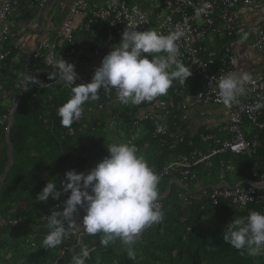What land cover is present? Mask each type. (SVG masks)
<instances>
[{"label":"trees","instance_id":"trees-1","mask_svg":"<svg viewBox=\"0 0 264 264\" xmlns=\"http://www.w3.org/2000/svg\"><path fill=\"white\" fill-rule=\"evenodd\" d=\"M90 27L98 40L99 36H108L106 21L94 22ZM237 37L236 32L224 34L221 39L216 38L214 45L228 44ZM69 45L68 41H62L60 51L64 52ZM8 61L0 62V119L11 111L13 99L18 98V101L9 133L13 160L0 183V264H53L63 248V242L54 248H45L43 244L48 228L42 213L53 201L61 203L51 197L46 202L36 199L49 180H55L57 189L60 190L61 181H65L68 170L85 173L86 168L97 158L108 155L107 146L119 143L120 139L124 143L130 141L136 131L140 135L130 142L155 171L160 170L167 158L175 153L186 154L195 149L206 148L200 135L209 131L215 133L211 128L190 131L186 126L187 121L181 120L180 112L175 108L165 117L158 114L151 120L138 121L136 127V115L149 102L138 106H124L116 101L113 92L104 93L103 89L99 90L100 99L90 103L96 105L113 98L109 107L97 110L91 116L86 112L84 115L87 117L83 121L78 123L75 120L71 126L64 127L58 110L71 98L73 92L64 87L51 90L55 77H49L57 73L58 65L45 66L40 60H30L21 74ZM31 75L40 84L22 87L24 78ZM80 76L87 78V72L82 71ZM202 81V77L198 75L186 78L185 85L175 80L167 95L159 98L176 97L179 91L184 95L189 90L196 91L201 87ZM183 87L189 90H184ZM39 94H42V99H39ZM7 124L5 119L0 125V176L8 159V145L5 141ZM161 125L164 132L157 131ZM69 128L73 130L72 134L68 133ZM256 136L260 145L254 154H234L228 151L215 156L209 168L197 170L198 182L202 185H214L224 182L222 179L227 180L228 173H232L236 180L250 178L253 170H259L260 165L256 162L261 153H264V130L256 131ZM179 138L181 141L172 147L173 141ZM226 161L234 165V170L223 173L220 171V164ZM205 178L207 182H204ZM158 188L163 202L161 210L164 219L141 233L132 246L134 259L128 255V246L123 245L119 239L103 248L99 243V234L90 236L83 231L80 243H65L72 251H66L57 264H71L72 257L79 255L84 246L95 248L86 264H264V247L258 256L250 257L246 251L242 253L223 240L228 223L234 217L247 216L253 210L260 211L259 204L250 203L244 209H235L230 207L228 201L221 200L217 205L203 201L201 204L192 203L187 206L177 199L176 185H171L168 190L167 178L160 179ZM69 195L70 192H62L59 199L64 197L66 200ZM62 206L61 203L58 211H62ZM9 213L17 219L16 225L8 223ZM68 223L65 222V226Z\"/></svg>","mask_w":264,"mask_h":264},{"label":"built area","instance_id":"built-area-1","mask_svg":"<svg viewBox=\"0 0 264 264\" xmlns=\"http://www.w3.org/2000/svg\"><path fill=\"white\" fill-rule=\"evenodd\" d=\"M19 0H0V40L4 39L10 30L9 17L15 13ZM264 8V0H162L155 3L154 0H104L97 4L87 0H72L69 4L65 17L54 33V37L45 38L39 42L30 55L32 60H40L45 66H56L57 52L60 50L62 41H68L69 47L61 55V60L74 65L78 79L75 85L86 84L92 78L94 71L87 72V78H82L77 69L80 66V59L71 32L73 18L81 13L86 14L84 23L85 30H89L91 24L104 20L107 22L108 36L115 40L116 35L121 34L126 28H134L137 31H145L154 28L158 32L168 34L178 29H183L185 35L177 43L179 46L178 60L185 66L191 68V76L202 77V85L196 91H189L184 95L179 91L176 97L161 99L157 97L149 103L146 108L141 109L136 115V127L138 121L153 119L156 115L162 114L165 117L171 109L180 112L182 121H187V111L189 106L202 104L204 106L215 105L225 106L219 98V79L229 72H235V60L237 52L234 49L236 39L228 44L214 45L216 38L221 39L224 34L230 35L238 32L240 16L257 8ZM37 24L34 25L36 27ZM213 43L211 48L205 43ZM253 52L264 49V21L256 25L255 37L250 45ZM97 53V51H95ZM7 53H0V61ZM62 81L65 89L72 91L75 85ZM114 90V89H113ZM113 92L116 99L117 93ZM179 99L176 100V98ZM18 98L13 99L16 105ZM113 98L107 102L91 104V100L83 105L82 116L76 120L80 123L87 115L95 111L109 107ZM258 103H264V70L258 76L251 75V79L246 84V94L240 98L238 104H234L228 111L226 119V131L228 137H221L211 131L200 135V140L206 143V148L195 149L186 154H173L166 160V164L158 171H155L160 178L168 179V187L176 185L178 187L177 199L184 205L190 206L192 203L201 204L209 201L212 205H217L221 200L229 202L231 208L244 209L250 203H257L261 206L259 212L264 213V173L257 169L253 170L250 178L242 180V183L229 185L225 182L217 184H204L197 186L200 168H209L215 156L231 151L234 154L242 152L252 155L260 145L259 139L254 135L247 139L243 130L245 124L255 131L264 130V107L257 109ZM87 115H84L86 114ZM11 111L0 119L9 121ZM89 116V117H90ZM163 121L162 124H164ZM163 126V125H161ZM72 134L73 130L68 129ZM138 133L137 131L135 134ZM6 134V129H5ZM131 136L130 141L136 136ZM129 140L126 143L130 142ZM181 139H175L174 147ZM234 165L230 161L220 164L221 172H231ZM0 183L2 179L0 177ZM246 196L249 198L247 199ZM157 204L163 206L160 195ZM203 207V206H202ZM61 203L53 201L44 209L42 218L51 215L53 211H58ZM83 209H79L74 214L75 224L68 223L65 227L67 235L63 240V248L58 252L53 264L59 263L65 256L66 251H72L65 243L68 241L81 242L83 227L81 225L84 216ZM7 221L10 225H16L11 213L8 214Z\"/></svg>","mask_w":264,"mask_h":264},{"label":"clouds","instance_id":"clouds-1","mask_svg":"<svg viewBox=\"0 0 264 264\" xmlns=\"http://www.w3.org/2000/svg\"><path fill=\"white\" fill-rule=\"evenodd\" d=\"M136 27L121 33V42L112 46L86 84L75 85L78 76L74 65L60 59L57 73L49 78L75 85L71 98L58 110L62 126L69 127L79 119L86 102L99 100L100 89L104 93L115 91L116 101L121 105L138 106L167 95L175 80L185 85L186 78L192 74L191 68L177 58V41L185 35L184 30L163 34L154 28L137 31ZM248 35L244 32L240 42L244 43ZM250 79L247 71L222 76L218 82L222 103L228 108L238 104L246 94ZM33 83L40 84V81L32 75L26 76L22 87ZM255 107H264V103ZM157 131L165 129L161 126ZM107 151L108 155L87 173L68 170L60 190L55 180H49L37 194V200L46 202L49 197L59 200L62 192H70L63 202V210L53 211L46 218L45 248H54L63 242L67 235L65 222L76 225L74 214L83 209L85 214L80 226L88 235L99 234L103 248L119 239L128 246V255L134 259L132 246L141 233L163 221L164 214L157 204L161 178L154 168L131 142L112 143ZM223 240L242 253L246 251L250 257L258 256L264 247V213L253 210L247 216L234 217L225 229ZM93 251L95 248L84 246L79 255L72 257L71 264H86Z\"/></svg>","mask_w":264,"mask_h":264},{"label":"crops","instance_id":"crops-1","mask_svg":"<svg viewBox=\"0 0 264 264\" xmlns=\"http://www.w3.org/2000/svg\"><path fill=\"white\" fill-rule=\"evenodd\" d=\"M71 1L72 0H19L15 13L9 17L8 22L10 30L5 38L0 40V53H7L4 60H9L8 62L14 67L13 69H16L17 73L22 74L26 70L30 63V55L39 42L45 38L51 39L54 37V33L64 19ZM87 1L97 4L104 2V0ZM154 2L161 3L162 0H154ZM85 21L86 14L81 13L76 15L71 23V32L74 35V41L80 59V66L77 69L79 73L82 71H94L95 68L100 65L102 58L110 52L112 46L121 42V34L116 35L115 40L110 39L109 36H106V38L99 36L98 40L92 28L85 30ZM262 21H264V8L260 7L241 14L240 25L237 32L238 37L233 46L237 52V58L234 64L235 72L247 71L250 75L258 76L264 70V49L259 52H253L250 49V45L255 37L256 25ZM35 24H37L36 27H34ZM244 32L249 34L248 39L244 43H241L240 37ZM212 44L211 42H206L205 46L211 48ZM95 51H97V53H95ZM62 54L63 52L60 50L57 52V61H60ZM50 87L51 90H55V88L62 89L63 85L61 79L54 78ZM181 87L182 86H178V88ZM183 89L185 90L186 87H183ZM42 94L38 95L39 99H42ZM215 107V105L204 106L202 104L189 106L186 123L188 129L195 132L200 128H211L217 135L228 137L226 119L230 108L224 106V111L219 117L216 116L213 110L209 112V109H214ZM243 128L247 139H251L256 135V131L249 125L245 124ZM263 159L264 153H261V157H259L256 162V164L260 165L258 171L261 173H264ZM226 178L227 180H222H224V182L226 181L225 183L229 185L242 183L243 180H236L232 173H228ZM205 179L204 182H207V178ZM196 184L198 187L202 185L199 182ZM58 201L63 205L65 198L61 197ZM63 207L64 205L62 206V210Z\"/></svg>","mask_w":264,"mask_h":264},{"label":"water","instance_id":"water-1","mask_svg":"<svg viewBox=\"0 0 264 264\" xmlns=\"http://www.w3.org/2000/svg\"><path fill=\"white\" fill-rule=\"evenodd\" d=\"M15 108H16V106L13 104L12 109H11V116H10V119H9L8 124L6 126L5 141L8 145V153H7L8 159H7L6 167L0 176L2 180L5 177V175L7 174V172L9 171L10 166L12 164V160H13V158H12V143L9 140V133H10L11 126L13 124V111L15 110Z\"/></svg>","mask_w":264,"mask_h":264},{"label":"rangeland","instance_id":"rangeland-1","mask_svg":"<svg viewBox=\"0 0 264 264\" xmlns=\"http://www.w3.org/2000/svg\"><path fill=\"white\" fill-rule=\"evenodd\" d=\"M214 111L216 116H221L224 111V106H216L214 109H209V112ZM244 130V128H243ZM140 133H136L135 136L138 137ZM119 143H124L121 139ZM105 156H101L97 158L89 167L86 168L85 173H87L90 169H92L99 161H101Z\"/></svg>","mask_w":264,"mask_h":264}]
</instances>
